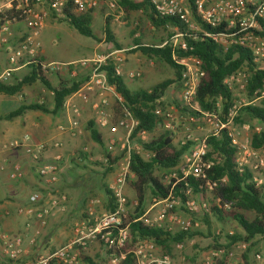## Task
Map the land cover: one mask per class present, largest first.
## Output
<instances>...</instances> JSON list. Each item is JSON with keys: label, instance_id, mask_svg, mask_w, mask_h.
<instances>
[{"label": "built area", "instance_id": "2783aa9c", "mask_svg": "<svg viewBox=\"0 0 264 264\" xmlns=\"http://www.w3.org/2000/svg\"><path fill=\"white\" fill-rule=\"evenodd\" d=\"M134 3L148 1L157 14L162 18H176L186 27L184 32H178L158 48H164L167 44L172 47V57L182 72V94L180 105L188 113H198L211 127V134L199 139L192 134H187L180 143V147L189 146L188 152L182 159L183 167H178L166 176L165 184L171 186L168 196L164 199L154 200L150 209L141 217L134 218L130 207L128 188L136 176L131 170V158L136 153L144 158L142 150L137 147L132 152L131 140L139 126V121L132 112L124 107V99L117 93L114 86L109 84L105 67L112 63L116 73L121 76L125 51L113 50L109 54H96L92 58L83 59L67 64H48L40 62L46 75H66L69 79L86 76L83 87L75 94L66 99L63 104L67 112L68 122L60 125L58 130L62 134L77 137L80 129V117L83 110L78 102L90 106L94 116L93 121L102 131L109 132L108 154L115 160L121 152H127L126 157L113 165H110L108 157L103 158V163L115 169L114 180L109 186L113 198V211H106L98 198H92L86 205V217L74 223L73 237L66 244L54 251H37L38 239L42 230L47 228L49 219L54 211H66L68 198L57 196L51 198L48 205L40 206L43 194L35 192L29 197V206L19 208L17 215L24 219V230L21 233L11 234L0 226V253L5 264H87L85 258H92L96 263L121 264L127 254H131L135 264H173L168 255H160L158 246L150 241H141L136 248L120 256H110L111 251H123L131 242L130 227L132 223L141 222L147 226L166 229L173 232L175 229L188 232L202 227L201 221L193 219L180 212L203 215L211 211L210 202L204 194H195L188 183L189 179H207L208 172L213 167V161L208 159L207 140L210 137H220L223 133L227 135L231 144L238 149L237 165L241 172L249 168L253 172V182L257 187L264 188V146L255 148L253 136L263 132L264 126L252 127L249 124L239 127L236 123L241 111L248 107H259L264 103L263 89L255 91L252 96L247 95V85L250 73L244 68L225 80V85L234 94V101L222 114L220 101L217 104L218 113L203 112L197 100L198 89L202 79L205 77L203 61L195 55H181L189 50L188 40L194 42L210 40L225 51L240 48L250 54L252 64L259 70H264V0H129ZM42 4V5H41ZM43 0H3L0 1V14L13 10L17 17L24 19L29 33L18 47L8 49L7 68L0 76L1 81L11 78L13 72L21 67L29 66L42 56V44L34 37L45 28L49 9L45 7ZM66 5L72 6L75 13L84 15L106 6V18L120 23L125 16L123 7L118 0H52V9L58 15L63 14ZM17 24V19L7 21L0 30V45H7L12 37V26ZM135 28H140V22L134 23ZM219 29L216 31L207 28ZM34 33V37L30 35ZM139 31L135 38H140ZM24 62V63H23ZM23 63V64H22ZM130 79L142 77V72H133ZM53 95V93H52ZM108 95L114 96L121 107V115L117 117L115 111L108 110ZM160 118L153 131L158 127L165 131L176 132L177 119L172 114L163 119L160 109L155 111ZM79 119V120H78ZM122 136V137H121ZM150 133L141 132L136 138L147 143ZM125 140L121 152L118 145ZM49 146L44 142H36L32 136L26 134L22 139L11 143V148L24 151L29 161L36 169L41 185L49 191L59 182L62 171L64 155L60 152L62 145L53 144L58 149L52 162H47L46 154ZM87 155L73 154L78 163L92 161L90 150L83 147L80 150ZM147 159L150 153H147ZM145 159V158H144ZM145 159V160H147ZM25 172L21 164L12 166L10 179L14 182L21 181ZM222 179V183H226ZM185 184V188L176 193V187ZM217 184H208L209 189ZM54 192V191H53ZM52 197V196H51ZM218 208L230 210L229 205L222 206L220 199H214ZM138 205L137 203L135 204ZM135 206V207H136ZM102 207V212L100 208ZM37 228V229H36ZM233 233H231V236ZM182 250L184 245H177ZM221 251H215L213 256L219 257ZM257 264H264L258 255ZM105 260V261H102Z\"/></svg>", "mask_w": 264, "mask_h": 264}, {"label": "trees", "instance_id": "16d2710c", "mask_svg": "<svg viewBox=\"0 0 264 264\" xmlns=\"http://www.w3.org/2000/svg\"><path fill=\"white\" fill-rule=\"evenodd\" d=\"M2 1V0H0ZM119 4L126 12V20L137 15L140 18L144 16L146 20L154 27L156 31H167L170 28L172 32L169 33V39L175 36L178 32H184L186 27L176 18H162L160 17L153 6L148 1L134 3L129 0H118ZM191 3L195 0H189ZM35 3L36 0H31ZM43 4L51 11V15L58 19L67 22L71 27L78 31L82 36L96 40L93 30V13L94 11L78 15L70 5H66L63 9V14L60 16L52 9V0H43ZM42 5V4H41ZM140 14L142 16H140ZM17 19V23H24V19L16 16L13 10L6 11L0 14V30L7 21ZM111 19L105 21L106 37L108 42L115 44V50H121L120 45L116 42L113 33L110 30ZM207 30H219L206 27ZM140 31L139 28H134L132 31V38L134 40V50L138 49L145 56L151 60L159 61L160 63L171 67L174 70V79L159 83L149 90L131 91L122 76L116 73V68L112 63L105 67L109 84L115 87L124 99V107L132 112L134 117L139 121V126L136 129L134 137L138 133L147 132L152 134L158 120L160 119L155 111L158 108L164 109L166 104L163 101L169 89L182 88L181 68L175 63L172 57V47L167 44L164 48H158L168 41L160 40L157 46H144L140 38H135V35ZM264 31V27H263ZM22 41V40H21ZM20 41V43H21ZM19 43V44H20ZM189 50L181 55H195L203 61V69L205 77L202 79L197 100L199 101L201 110L203 112L218 113L217 104L220 101L222 107V114H226L229 107L234 101V94L225 85V80L240 70L247 68L250 73V79L247 85V95L252 94L263 89L264 85V70H259L252 64L250 54L243 49L235 48L225 51L220 46L216 45L210 40H200L194 42L188 40ZM9 44H15L9 41ZM15 45L16 47L19 46ZM3 46V45H0ZM14 46V47H15ZM15 47V48H16ZM14 48V49H15ZM8 51V50H7ZM40 62H46L44 57H40L36 62H32L28 68V73L24 78L15 84L0 83V94L5 96L22 95L28 87L42 84L47 91L53 93L52 102L53 109L48 103L39 104L32 103L30 105H22L16 111L5 115L2 119L6 121H14L19 118H24L30 112H41L48 115H56L62 111L63 104L67 98L77 93L85 84L86 78H61L60 84L53 87L49 77L45 74L40 65ZM24 63V62H23ZM22 63V64H23ZM175 105L182 113H188L183 109L180 102H175ZM117 117L121 115V107L118 105L114 109ZM192 117L201 116L198 113H189ZM257 121L264 126V104L259 107H248L241 111L236 123L238 125ZM90 139L101 147H105L104 136L100 132L98 126L94 121H91L86 126ZM176 134L171 131H165L159 135H154L150 138L148 143H143V149L150 153L148 160H145L140 155L133 153L131 158V170L135 174V180L130 184L137 200V206L134 209V218L143 216L154 200L164 199L168 196L171 186L166 185L163 178L158 174L163 171H171L178 168L182 162L183 157L188 152L190 145L185 147H178L175 145ZM253 145L255 148L264 146V129L259 135L253 136ZM208 159L213 161V167L208 172L207 179H189L188 183L193 188L195 194L203 193L204 196H209L211 204V215L206 214L201 223L206 225L209 235H211L212 220L215 219L218 224L225 226L228 222H235L240 227L241 231H237L234 235H228L226 244L220 243L221 237H215L214 243L211 246L216 251L223 252L222 259L218 264H228L230 260V253L234 246L242 244L247 246V253L250 254L256 248L258 241H264V188L257 187L253 182V172L249 168H245L241 172L237 165L238 149L234 147L225 133L220 137H210L207 140ZM76 155L83 156L88 160L87 155L81 151L76 152ZM106 157L110 159V165L116 163V159L112 160L107 153ZM70 162L77 167L86 168V163H78L76 157H71ZM113 170L112 168L108 169ZM36 172V169H35ZM37 173V172H36ZM105 178V174H103ZM103 178V179H104ZM226 179V183L221 180ZM104 183V182H103ZM217 185L213 190L209 189L208 184ZM185 188V184H180L176 187V193L180 194V190ZM104 190L107 194L106 211H113V198L108 185L104 183ZM43 194V201L40 206H44L46 194ZM95 198V197H93ZM214 199H220L222 206L229 205L230 210L223 207L218 208ZM92 199V198H91ZM90 200V199H89ZM85 205V204H84ZM86 208H83L79 220L86 217ZM191 218L196 219L194 215ZM131 242L123 251H111L110 256L122 255L128 251L136 248L141 241H150L155 243L162 252L167 255L170 254L172 248L177 245H185L191 242L194 238L205 234L198 233V230H190L188 232H169L166 229L147 226L141 222L132 223L130 227ZM212 237V236H210ZM56 248H51L54 251ZM197 251L199 250L196 247ZM39 251V248H36ZM200 253H194V261L197 260ZM245 264H252L249 256H244ZM87 264H102L96 263L92 258H85ZM105 261V260H102ZM121 264H135L134 258L131 254H127Z\"/></svg>", "mask_w": 264, "mask_h": 264}, {"label": "rangeland", "instance_id": "374dc122", "mask_svg": "<svg viewBox=\"0 0 264 264\" xmlns=\"http://www.w3.org/2000/svg\"><path fill=\"white\" fill-rule=\"evenodd\" d=\"M106 12V6H102L100 9L94 11L93 13V30L97 38L96 40L82 36L67 22L54 18L51 15L50 10L49 16L46 18L45 28L41 30L36 37H34V33H30V35L41 42L42 51L44 52V56L47 60L46 63L48 64H67L83 59L92 58L96 54H109L110 52L115 50V44L108 42L106 37ZM140 16L142 15L140 14ZM136 21L140 22V39H142L144 46H157L160 40L170 41L172 38L171 37L169 39V33L172 32L171 28L167 31L161 30L158 32L148 22V20H146L144 16L139 19L137 15H134L131 19L126 20L125 12V16L120 23H116L111 20L110 30L113 33L116 42L120 45L121 49L127 51L125 53L124 62L121 64V67L124 71L123 79L127 87L133 92L149 90L159 83L174 79V70L171 67L164 65L159 61H156L155 59L151 60L141 51H138V49L134 50L135 44L132 38V31L135 28L134 23ZM22 24L23 29H25L29 33L27 26L24 23ZM10 41L15 42L12 38L10 39ZM19 43L20 42H15V44L3 45L0 46V49L4 53L7 52L8 49H14L16 47L15 45H18ZM134 60L139 64V66L136 65V63L134 64ZM138 60H141V62H137ZM146 68H151L152 72L148 71ZM138 70L139 72H142V77L138 79H130L128 75L132 72H137ZM82 78L85 79L86 76H82ZM42 88H44L42 84H36L28 87L27 91L30 97L34 99L33 103H38L39 101H41L42 94L40 95L39 92ZM181 94L182 88L169 89L168 93L163 99L166 104L165 108H158L163 113V119L166 120V117L169 114H172L174 117H176L177 134L175 138V145L178 147H180L181 140L187 134H192L196 138L202 139L210 136L212 132L210 125L206 123V121L201 116L192 117L191 115H189V113L186 114L179 111V108L175 105V102H180ZM50 97L53 98V96ZM107 97L109 99L108 110L110 112H113L114 109L119 105L118 100L111 95H108ZM91 121H93V113L89 114L86 122L88 124ZM246 124H249L252 127L260 125L257 121H254L240 124L239 127H243ZM163 132L164 129L158 127L156 132L152 133L148 138V142L151 137H153L154 135H159ZM85 134L86 133H84L80 137V143L77 144L76 147L68 148L67 151L61 150V153L65 157V166L63 167L59 175V185H62L64 187L66 193L70 195L71 201L67 206L66 212H62L60 210L54 211L53 216L49 219L47 228L42 230V234L38 239L40 252L49 251L51 248H59L65 242H67L70 237L73 236L72 221H75L80 217V214L83 212V209H80V207L84 206L86 201L95 197L103 200L104 209L107 205L108 200L107 194L104 190V183L107 184L109 188L115 176V169L112 168L113 170L109 171V167H107L102 161L108 153L109 137L104 136L105 147H101L90 139L89 134ZM23 136H20L18 138H10L8 141L9 143H13L17 140L22 139ZM124 142L125 140L119 143L118 152H121L120 150ZM83 147L89 148L90 155L92 157V161L86 164V168L77 167L70 162L73 154L80 151ZM130 147L132 149V152L136 150L137 147H139L144 154V158L147 159L146 155H148V152L143 149L140 139L135 137V139L131 140ZM126 154V151L121 152L120 155L116 158V162L123 160L126 157ZM179 167H183L182 163ZM171 171H163L159 172L158 174L161 178H163L165 182L167 174ZM11 172L12 168H10L8 165H3L2 169L0 166V182H11ZM103 174H105V178L103 177ZM22 183H24V179L17 182V184L20 185ZM35 192H42V190H35L29 187L26 202L23 203L15 201V210L13 211L14 216L16 215V210L29 206V197ZM49 193L50 194H48L47 196L48 202L51 200V198L59 196L56 192L53 191H49ZM128 194L130 198L131 211L134 212L137 200L135 193L130 188V186L128 188ZM204 197L209 201V196ZM152 204L153 203L150 204V207L152 206ZM180 213L189 217L190 215H194L199 221L203 220V218L205 217L203 213L190 214L182 211ZM208 215L212 216L211 212ZM54 222L61 223V225L57 224L58 227L60 226V229L57 231L54 227ZM212 222L213 225L211 235H209L207 231L208 227L202 223V227L200 229H197V232L205 234V237L198 236L194 238L191 242L185 244L182 250H178L175 246L172 248V251L170 252V254H168V256L171 257L173 264H218L219 260L222 259L223 252L220 253L219 257L213 256L216 250L212 249L211 246L214 243L215 237H221L220 243L224 245L227 242L226 237L228 235L231 236V233H233L234 235L237 231H241V229L235 222H228L225 226L218 224L215 219H213ZM22 231H18L17 233H21ZM50 232L52 234H57L52 235L53 237L51 238V242L47 243L45 242V240L47 238H50ZM173 232L180 231L179 229H175ZM43 234H46V236L48 237L44 239ZM44 245H46V248ZM196 247H198V251L197 249H195ZM195 252L200 253L196 261H194L193 259ZM159 254L167 255L166 253L162 252L160 248ZM229 255L230 260L228 264H245L243 258L246 255L249 256V260L252 264H257L259 262L256 258L258 255L261 257L262 263H264V241L259 240L256 248L253 249L250 254L247 253V246L237 244L232 248Z\"/></svg>", "mask_w": 264, "mask_h": 264}, {"label": "crops", "instance_id": "0c3cea01", "mask_svg": "<svg viewBox=\"0 0 264 264\" xmlns=\"http://www.w3.org/2000/svg\"><path fill=\"white\" fill-rule=\"evenodd\" d=\"M22 25H23L22 23H17L12 26V37L11 38L14 39L15 42H20V40H23L24 37H26L28 33L25 29H23ZM7 53L8 51L3 53L0 49V76L5 71L8 65L7 64V58H8ZM42 56L46 60L43 51H42ZM137 62H141V60H138ZM135 63L136 61L134 60V64ZM136 65L139 66L138 63H136ZM146 69L152 72L151 68H146ZM28 71L29 70L27 66L21 67L15 72H13L9 80L7 81L0 80V83L4 82L8 84H15L16 82L22 80L24 76L27 75ZM137 72H139V70ZM123 75H124V71L122 69L121 76L123 77ZM47 76L49 77L53 87H57L60 84V79H59L58 74H50ZM60 77L63 79L67 78L65 74ZM27 90L28 89H25L22 95H16L12 97L0 94V166H1V169L3 165H8L10 168H12L13 164L19 163L21 164L25 172V177L23 178L24 183H22L21 185L11 180H10L11 182H5V183L0 182V226L2 227L4 231L8 233L11 232L13 234H17L18 231L19 232L22 231L24 228V224H25L24 219H22L21 217L17 215V210L15 211L16 215L14 216L13 214V211L15 210L14 209L15 201L23 202V203L26 202L29 187L35 190L36 189L42 190V192L46 194V200H45L46 203L44 204L45 206L48 205L49 202L47 200L48 192H46L47 191L46 188H44L41 185V181L37 173L35 172V168L29 161V158L25 155L24 151L13 150L11 148V143H9L8 140L10 138H18L20 136L29 134L30 136H32L34 141L44 142V143H47L49 146H51L49 147V150L46 154V159H47L46 161L52 162V160L54 159V156L58 153V149L52 147L53 144L60 143L62 145L61 150H64V151L65 150L67 151L68 148L76 147L77 144L80 143V137L84 133L88 134V132H86V126H87L86 121H87V117L89 116V114L93 113L90 106L84 105L81 101L78 102L79 106L83 110V115L82 117H80V120L78 119L80 122V129H79V133L77 137H71L68 134H62L58 130V127L60 125H65L68 122L67 112L64 110V108H62V111H60L56 115H48V114H43L41 112H30L28 115H26V117L16 119L12 122L3 120L2 118L5 115L13 111H16L22 105H25V104L30 105L34 102V99L30 97ZM39 93L40 95L42 94V99L38 103L39 104L48 103L53 109L54 104L52 102V98L50 97V96H53L52 92L47 91L45 88H42ZM100 132L102 133L103 136L109 137V132L107 130H104V131L100 130ZM64 166H65V162H63L62 164V169ZM53 191L56 192L57 195L59 196H63V195L66 196L68 198V204L70 203L71 201L70 195L66 193L62 185H59V182L53 188ZM99 200L103 204V200L101 199ZM88 201H86L85 205L80 207V209H83L84 207L86 208ZM66 211H67V208H66ZM102 211L103 210L101 207L100 212ZM77 221H80V220L76 219L75 221H72V225L74 226L73 223ZM57 224L61 225V223L54 222V227L56 231L60 229L59 228L60 226L58 227ZM73 226H72V231H73ZM49 234H50V238H47L48 236H46V234H43V238L44 239L47 238L45 240V242L47 243H50L51 238L53 237L52 235H55L57 233L52 234L50 232ZM72 237H70L68 241L65 242L63 245H66L72 239ZM44 246L46 248V245ZM0 264H5L4 260L2 259L1 253H0Z\"/></svg>", "mask_w": 264, "mask_h": 264}]
</instances>
